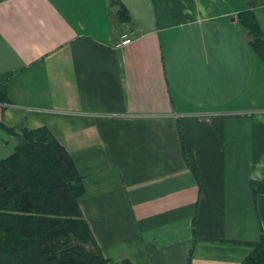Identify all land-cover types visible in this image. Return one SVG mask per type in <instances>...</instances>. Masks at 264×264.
<instances>
[{
    "label": "crops",
    "instance_id": "obj_1",
    "mask_svg": "<svg viewBox=\"0 0 264 264\" xmlns=\"http://www.w3.org/2000/svg\"><path fill=\"white\" fill-rule=\"evenodd\" d=\"M243 10L264 39V0H0V157L46 128L108 264H252L264 63Z\"/></svg>",
    "mask_w": 264,
    "mask_h": 264
},
{
    "label": "trees",
    "instance_id": "obj_2",
    "mask_svg": "<svg viewBox=\"0 0 264 264\" xmlns=\"http://www.w3.org/2000/svg\"><path fill=\"white\" fill-rule=\"evenodd\" d=\"M237 20L264 63V39L253 13L240 11ZM4 88L0 82V101ZM83 192L63 145L46 128L24 130L11 153L0 157V264H108L79 206ZM249 262L264 263V239Z\"/></svg>",
    "mask_w": 264,
    "mask_h": 264
},
{
    "label": "built area",
    "instance_id": "obj_3",
    "mask_svg": "<svg viewBox=\"0 0 264 264\" xmlns=\"http://www.w3.org/2000/svg\"><path fill=\"white\" fill-rule=\"evenodd\" d=\"M131 41H132L131 33H124L120 36V39L116 43V46H123L129 44Z\"/></svg>",
    "mask_w": 264,
    "mask_h": 264
},
{
    "label": "rangeland",
    "instance_id": "obj_4",
    "mask_svg": "<svg viewBox=\"0 0 264 264\" xmlns=\"http://www.w3.org/2000/svg\"><path fill=\"white\" fill-rule=\"evenodd\" d=\"M89 248L91 247V244H88Z\"/></svg>",
    "mask_w": 264,
    "mask_h": 264
}]
</instances>
